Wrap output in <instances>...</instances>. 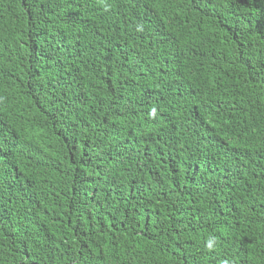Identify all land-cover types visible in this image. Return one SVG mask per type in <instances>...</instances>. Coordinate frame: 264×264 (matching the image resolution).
Segmentation results:
<instances>
[{
	"label": "trees",
	"instance_id": "trees-1",
	"mask_svg": "<svg viewBox=\"0 0 264 264\" xmlns=\"http://www.w3.org/2000/svg\"><path fill=\"white\" fill-rule=\"evenodd\" d=\"M0 264H264V0H0Z\"/></svg>",
	"mask_w": 264,
	"mask_h": 264
},
{
	"label": "clouds",
	"instance_id": "clouds-1",
	"mask_svg": "<svg viewBox=\"0 0 264 264\" xmlns=\"http://www.w3.org/2000/svg\"><path fill=\"white\" fill-rule=\"evenodd\" d=\"M108 10V9H106ZM142 27H138L137 28V31H142ZM153 113H155L156 109L153 108ZM217 244V240L215 237H209L206 242H205V250L208 251V252H213L215 251V245Z\"/></svg>",
	"mask_w": 264,
	"mask_h": 264
}]
</instances>
